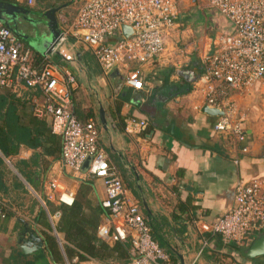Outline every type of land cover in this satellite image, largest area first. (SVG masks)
<instances>
[{
  "label": "crops",
  "instance_id": "0c3cea01",
  "mask_svg": "<svg viewBox=\"0 0 264 264\" xmlns=\"http://www.w3.org/2000/svg\"><path fill=\"white\" fill-rule=\"evenodd\" d=\"M3 1L37 12L55 9L59 24L55 37L62 34L64 22L70 24L83 0H34L32 5L25 0ZM191 6L190 1H182L180 14ZM196 8L203 11L202 5ZM219 17L229 32V24ZM176 28L165 37L160 55L143 64H128V69L139 68L143 74L141 91L124 85L123 68L104 75L90 49L72 45L71 38L60 39L47 55L54 65L74 75V114L81 121L95 122L102 149L173 264H264V254L244 257L241 248L247 245L224 244L217 235L202 237L193 225L196 219L212 221L232 205L238 179L247 181L264 174L261 96L255 90L232 93V102L245 113L248 152L241 154L232 139L212 130L215 115L193 108L198 101L195 85L203 57L218 34L204 30L203 38L189 41L183 50L174 41ZM25 29L28 33L29 28ZM18 40L32 50L33 64L39 69L41 58L37 57L46 54ZM42 104L35 88L23 84L0 87L4 136L0 149V264H130L134 253L129 239L106 242L96 234L105 213L99 204L104 186L99 179H82L61 168L60 135L51 132L47 116L35 114ZM131 118L146 123L138 134L124 130ZM51 178L74 191L71 206L46 199L45 186Z\"/></svg>",
  "mask_w": 264,
  "mask_h": 264
},
{
  "label": "built area",
  "instance_id": "2783aa9c",
  "mask_svg": "<svg viewBox=\"0 0 264 264\" xmlns=\"http://www.w3.org/2000/svg\"><path fill=\"white\" fill-rule=\"evenodd\" d=\"M184 0H83L75 16L62 32L72 45H84L92 52L104 75L123 68V83L136 91L143 90L139 68L128 69L130 62L146 63L165 48V35L176 26ZM196 6L215 10L229 24L230 31L215 37L204 55L201 73L196 79L198 101L193 106L216 109L212 130L228 136L238 145V152H248L245 144V113L232 102V93L259 92L260 119L264 123V0H188ZM32 5L34 0H25ZM131 32L125 36L121 26ZM61 38V39H62ZM19 38L0 23V87L16 88L19 84L35 88L43 104L35 114L47 116L52 133L59 134V162L63 169L79 178H96L104 186L100 201L105 211L96 234L106 242L129 239L133 248L130 264H173L152 238L137 201L127 194L116 167L100 145L98 130L92 119L79 120L72 109L74 75L54 65L48 55L39 69L34 56ZM143 120L129 119L124 127L128 134L139 133ZM89 160L86 169L83 164ZM234 164L238 159H234ZM83 170V171H82ZM48 201L71 206L74 191L57 178L45 186ZM56 213L54 216H57ZM200 236L217 235L224 244L248 243L264 231V174L249 180L238 179L234 185L232 205L212 221H193ZM203 244L207 239H203Z\"/></svg>",
  "mask_w": 264,
  "mask_h": 264
},
{
  "label": "water",
  "instance_id": "95a60500",
  "mask_svg": "<svg viewBox=\"0 0 264 264\" xmlns=\"http://www.w3.org/2000/svg\"><path fill=\"white\" fill-rule=\"evenodd\" d=\"M0 23L11 29L33 50L43 52L46 55L54 50L57 42L62 38L61 33L53 37L56 31L55 9L37 12L13 2L0 0ZM25 28H29L28 33L25 32ZM121 32L125 37L129 35L131 29L129 26L123 25L121 26ZM202 111L211 116L220 114L218 110L206 106H202ZM99 114L101 122L104 123L102 110ZM88 163L89 160L87 159L83 164V169H86ZM241 252L247 258L263 255L264 231L257 235L246 247L241 248Z\"/></svg>",
  "mask_w": 264,
  "mask_h": 264
},
{
  "label": "rangeland",
  "instance_id": "374dc122",
  "mask_svg": "<svg viewBox=\"0 0 264 264\" xmlns=\"http://www.w3.org/2000/svg\"><path fill=\"white\" fill-rule=\"evenodd\" d=\"M202 7H203V11H199V10H197L196 5H194V6L189 7V9L187 11H183L180 14L178 21H176V24H177L176 26L178 28H176L172 32V34H175L174 35L175 36L174 41L176 42L177 48L183 47V50H184V45L186 43H188L189 41H192V40L197 41L198 38L199 39L201 37L203 38L204 30L207 31L206 32L207 34H209L210 32H213L214 34H218V35L227 32L226 25H222L223 22H222L221 18L219 17V14L213 9H210V8L205 7L203 5H202ZM57 24H58V21H56V29H57V27L59 29V24L58 25ZM67 24H68V22L63 23V25L61 27V29L64 27L63 31L68 27ZM205 24H207L206 25L207 29L206 28L204 29ZM168 33H169V31H168ZM166 36L167 35H165V37ZM169 38H170V36H168V39ZM195 46L197 47V44H195ZM186 53H188V52H184L182 54L186 55ZM255 113L258 115L259 112H255ZM250 242H248V244ZM244 243L245 242H242L240 244H244Z\"/></svg>",
  "mask_w": 264,
  "mask_h": 264
},
{
  "label": "trees",
  "instance_id": "16d2710c",
  "mask_svg": "<svg viewBox=\"0 0 264 264\" xmlns=\"http://www.w3.org/2000/svg\"><path fill=\"white\" fill-rule=\"evenodd\" d=\"M35 55V54H34ZM35 57H36V55H35ZM42 57L43 56H38L37 58H41L42 59ZM2 137H4L2 134H1V130H0V149H1V140L3 141V138ZM1 151H2V149H1ZM3 153L5 154V155H7L8 153L6 152V151H3ZM154 229H153V227L151 228V234H152V238L157 242V244L159 245V246H162V241H161V239H159L158 237H157V235H156V233L153 231ZM161 238V237H160ZM248 243H244V244H241L242 246H245V245H247ZM40 255H43L42 253L40 254ZM43 258V257H42Z\"/></svg>",
  "mask_w": 264,
  "mask_h": 264
}]
</instances>
